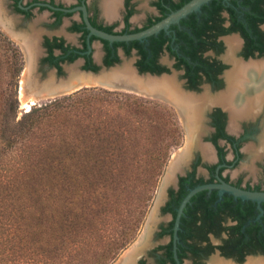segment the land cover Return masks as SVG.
<instances>
[{"label":"flooded vegetation","instance_id":"1","mask_svg":"<svg viewBox=\"0 0 264 264\" xmlns=\"http://www.w3.org/2000/svg\"><path fill=\"white\" fill-rule=\"evenodd\" d=\"M142 1L118 0L115 13L110 14L112 0H0L2 14L12 19L8 22L0 14V23L20 38L34 39L40 44L35 56L43 73L50 68L63 74L64 64L73 63L69 62L71 55L77 56L75 61H83V69L87 56L97 65L95 43L100 45L103 63L114 52L120 61L134 58L136 64L142 56L138 47L131 45L135 41L115 42L126 44L115 47V43L90 36L84 9L93 27L112 35H126L152 27L191 0H145L144 5ZM217 1L219 5L209 3L207 9L203 6L201 12L171 25L168 32L163 30L138 41L144 49L149 47L146 58L155 59L157 69L163 70L160 74L145 73L175 72L182 86L193 95L189 99L192 104L193 98L206 95L217 99L227 92V74L233 69V63L226 58L228 38L235 36L240 41L236 60L244 64L264 61V22H258V34L254 36L246 9L240 5L242 0H238V5L234 4L237 0ZM142 13V21L136 25ZM22 27L27 29L20 30ZM228 29L233 31L225 32ZM199 39L204 43L199 45ZM90 46L92 51L88 52ZM51 57L58 61L57 65L49 61ZM199 58L204 62L198 67ZM164 59L170 64L164 63ZM206 108L204 117L192 122L193 127L186 117L191 144L167 168L162 179L159 223L156 221L155 227L152 226L150 248L139 264L264 262V203L258 220L262 211L257 202L244 201L229 193L221 196L216 188L204 189L192 195L180 213L183 202L200 186L227 184L244 191L264 192V106L252 116L237 117L235 122L221 103Z\"/></svg>","mask_w":264,"mask_h":264},{"label":"trees","instance_id":"2","mask_svg":"<svg viewBox=\"0 0 264 264\" xmlns=\"http://www.w3.org/2000/svg\"><path fill=\"white\" fill-rule=\"evenodd\" d=\"M240 5L256 36L258 22H264V0ZM131 45L142 56L136 63L141 73L163 72L155 59L146 58L149 47ZM76 59L71 55L69 62ZM49 61L58 63L53 57ZM196 61L198 67L204 62ZM119 62L114 52L104 59L106 66ZM21 67L18 58L16 78ZM84 69L99 67L87 56ZM106 93L84 89L34 105L19 120L15 94L0 106V264H105L139 230L151 187L163 174L171 143L182 139L181 129L171 121L173 110L141 98L126 95L102 109ZM103 110L106 116L113 113L111 120L95 117Z\"/></svg>","mask_w":264,"mask_h":264},{"label":"water","instance_id":"3","mask_svg":"<svg viewBox=\"0 0 264 264\" xmlns=\"http://www.w3.org/2000/svg\"><path fill=\"white\" fill-rule=\"evenodd\" d=\"M214 0H191L183 7L178 9L175 12H172L166 18L158 22L157 24L153 25L152 27L145 29L138 33L133 34H126V35H112L97 28L93 27L91 23L88 21L86 10L85 11V19L87 23V29L90 32V36H95L97 38L106 40L111 44L115 42H131V41H141L143 42L145 39L159 34L161 31H169L171 25L178 24L182 19L188 17L192 13H199L203 6L208 5L210 2ZM229 1V0H225ZM0 26L2 24L0 23ZM17 42L22 43V40L28 44V40L25 38H15ZM22 46V45H21ZM36 47L40 50V44L37 43ZM24 49V48H23ZM37 50V52H38ZM92 48L90 46L89 51L91 52ZM26 59H27V66L29 61V56H27L26 51ZM126 58H122L121 61L113 66H106L103 63V60L98 58L96 59V63L99 66V70L97 72L94 71H87L83 69V61L77 60L73 63H66L64 64V72L63 74H59L55 69H48V73L45 79H42L41 76H38L36 80L32 79L33 72L35 69V65L39 64V59L35 56L32 59L31 66L29 67L30 73L25 81V93L27 96L30 94H35L34 97L36 102L31 106L36 105L38 102L42 100H50L56 99L61 96L70 95L77 91H80L84 88H104L110 90H117V91H124L128 93H134L136 95H140L142 97H148L157 99L160 101H164L173 107L176 108L179 115L184 119L186 114L184 112V106L182 101L192 97L190 91L186 90L182 86V82L178 81L177 75L174 74H162V75H153L150 73H141L138 67L136 66L135 62L131 64H123ZM75 69V74L72 75L71 71ZM87 77L91 78L92 82L87 83ZM169 81L170 86L166 87L167 85L164 84V81ZM22 89L21 86L19 88V94L21 93ZM35 91V92H34ZM208 108L204 110V114ZM28 112V111H26ZM204 117V115H203ZM184 122V121H183ZM188 148V146H187ZM189 150V149H188ZM177 162V158L173 161L174 164ZM219 189V194L222 196L224 193H229L234 195L236 198H241L244 201H253L257 202L259 208L261 209L262 213L258 217L260 220L263 210L260 207L261 204L264 203V192H250L244 191L227 184H220V185H206L200 186L195 189L189 194L187 199L183 202L180 213L182 212L183 208L186 206V203L189 201L190 197L195 195L197 192H200L204 189ZM160 194V192H159ZM160 196L157 197V204L155 207V211H158L159 204H160ZM152 217H150L149 222L146 225L144 233L141 235L139 240L125 252V254L120 258L119 262L116 264H127L131 256H137L133 259L134 264H139L140 257L144 256L148 249L150 248V236L152 234V226L150 225L152 221ZM179 219L177 220L176 231L178 230ZM177 237V232L175 234V244ZM140 256V257H139ZM139 257V258H138ZM177 258V256H176Z\"/></svg>","mask_w":264,"mask_h":264},{"label":"rangeland","instance_id":"4","mask_svg":"<svg viewBox=\"0 0 264 264\" xmlns=\"http://www.w3.org/2000/svg\"><path fill=\"white\" fill-rule=\"evenodd\" d=\"M4 2H5V0H4ZM142 3L144 5L145 0H143ZM2 7L3 6L0 5V11H1L0 14H2V12L4 11ZM142 9L144 10V7ZM3 14L2 15L4 16L5 20H7L8 22L12 21L10 16L6 15L5 13H3ZM143 15H144V13H142L138 16L139 19L135 23L136 25L137 24L139 25L141 23V21H142L141 17ZM12 18H13V16H12ZM16 25H17V21H16ZM19 29L20 30H26L27 28L22 27V29L21 28H19ZM17 34L18 33H14L8 27H4V26L1 27L0 26V38H3L5 40V43L0 42V106L2 107V105H4V102L6 100H12L9 97L12 93H13V95L15 94V99H16L15 102L17 103V106H18L17 120H19V119H21L23 114L26 113V110H25L26 108H23V105H22V99H21L20 94H19V88L23 83V80L25 77V72L27 71V59H26L24 49L22 48L20 43L17 42L15 39V38L19 37ZM8 41L11 42V44L10 43L8 44ZM33 41L36 42L35 40H32V43H34ZM238 41H239V39H238ZM239 46H240V41H239L238 48H239ZM95 47H96L95 56H96V59H98V58H100V55L102 54V50H101L100 45L98 43H95ZM35 52H37V47H36ZM41 53H42V50H41L40 54ZM18 58L21 59L22 67H21V72L19 73V77L16 78L15 74H17V71H16L15 67H16V61ZM133 62H135L134 58H126V60L123 64L128 65V64H131ZM163 62L166 64H170L168 59H164ZM18 63H20V62H18ZM35 66L36 67L34 69L32 79L36 80V78L38 76H41L42 79H45L48 71L43 73L40 71L38 65H35ZM177 78H178L179 82H182L179 78V75H177ZM84 89H93V88H84ZM84 89H82V90H84ZM96 89H102V90H106V91L110 92V93H106L109 95H104L107 98V100L103 101V103L105 105L102 109H105L106 107L111 105V104H109L108 101H114V99L117 100L118 98L124 99V97L126 95H128V97H131V98H138V99L141 98V99H144L146 101L154 102L155 104H159V105L167 107V108L169 107L171 110L174 111V113L176 115V117L171 119V121L174 122L176 119V121L180 125L181 135H182V139H180L179 142H176V143L172 142L171 143L172 146H171V148H169V156H168L166 167L164 168L163 174L160 176V180H159L158 184L156 186L154 185L153 187H151L150 194H151L152 199L148 203V208L146 210L145 217L143 218V222H142L139 230L135 231V233L132 234L133 239H131L129 245L127 247H125L122 251H120V253L117 255V257L113 261H107L105 263V264H116L119 262L120 258H122V256L125 254V252L127 250H129L139 240V238L141 237V235L145 231L146 225L149 222L150 217H152V219H153L152 220L153 222L150 223L151 226L155 227L154 222H156V221H158V223H159V214L154 209H155L156 204H157V197L159 195V189L161 186L162 179H163L164 175L167 173V171L169 170L167 168L171 165V163H173V161L177 157H179L181 155V153L184 152L185 148H187V144H189V142H190L189 138H191V137L187 133L185 123L183 122L184 119L179 115L176 108L173 107L172 105H170L164 101H160V100L148 98V97H142V96L136 95L134 93H128V92H124V91L110 90V89H104V88H96ZM82 90H80V91H82ZM78 92L79 91H77L75 93H78ZM75 93H72V94H75ZM72 94H70V95H72ZM90 94L91 93H88L87 95H90ZM65 96H68V95H65ZM65 96H61L58 98H62ZM51 100H54V99L42 100V101L38 102L36 105H39L42 103H47V102H50ZM104 111L105 110H103V114H101L100 112L95 113L94 114L95 117L98 118L99 116H101V117H103V119L111 120L113 113H110V116H106V114H104ZM151 116L154 117V115H151ZM147 118H150V115H147ZM167 127H168V130H171V134H169V135H172V138L176 137V133L174 132V127H172L171 124L167 125ZM164 134L166 135V133H164ZM166 139H168V135L166 136ZM193 146H194L193 144L190 145V147H193ZM185 161L186 160H183L182 162L185 163ZM152 235L153 234H151V236ZM151 236L149 238H151ZM144 256L142 255V257H140V256L139 257H140V259H142Z\"/></svg>","mask_w":264,"mask_h":264},{"label":"bare ground","instance_id":"5","mask_svg":"<svg viewBox=\"0 0 264 264\" xmlns=\"http://www.w3.org/2000/svg\"><path fill=\"white\" fill-rule=\"evenodd\" d=\"M112 1L113 2L109 5V13L111 12L110 14L115 13L114 11L118 0ZM226 43L228 46V54L226 58L233 63L232 71L227 74L228 90L225 94L219 96L217 99L208 98L206 95H204L198 99L193 98V104L190 103L191 101L189 100L192 97L182 101V104L185 107L184 112L186 117H188L189 123L192 125V127L193 123H196V119H202L206 106L210 104H223L231 112L233 122H235L237 117L252 116L254 113L259 112L264 106V61L251 62L248 64L241 63L235 59V52L239 45L238 38L230 37L227 39ZM21 45L22 48H24V51H26L27 56H29L27 71L25 72V77L21 85L22 91L20 93L23 108H26L25 110L28 111L31 109L30 105L36 102L34 97L35 94H30L27 96L25 93V81L30 73L29 67L31 66L33 57H35V54H37V52H35L36 42L32 43L31 40L28 42V44H26L25 41L22 40ZM71 73L74 75L75 69L72 70ZM91 80L92 79L90 77H87L86 82L91 83ZM164 82V84L167 85L166 87L170 86L169 81L166 80ZM192 114L193 117H190ZM186 117H184V123L187 131L190 132V127ZM197 123L199 122L197 121ZM189 143L191 144V142ZM187 146L189 145L187 144ZM203 150L208 153L206 148H203ZM136 257L137 256H131L127 264H134L133 259ZM213 262L215 264H226L222 261L216 260ZM248 264H264V262L261 260H256L252 262L248 261Z\"/></svg>","mask_w":264,"mask_h":264}]
</instances>
